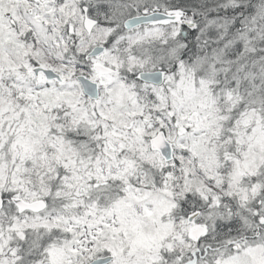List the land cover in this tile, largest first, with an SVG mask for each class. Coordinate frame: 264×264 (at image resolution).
<instances>
[{
	"label": "snow or ice",
	"instance_id": "1",
	"mask_svg": "<svg viewBox=\"0 0 264 264\" xmlns=\"http://www.w3.org/2000/svg\"><path fill=\"white\" fill-rule=\"evenodd\" d=\"M0 264H264V0H0Z\"/></svg>",
	"mask_w": 264,
	"mask_h": 264
}]
</instances>
